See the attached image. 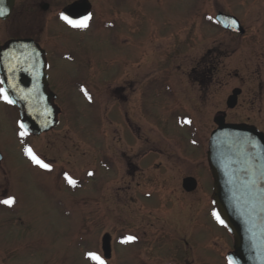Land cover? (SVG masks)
<instances>
[{"label": "rangeland", "instance_id": "1", "mask_svg": "<svg viewBox=\"0 0 264 264\" xmlns=\"http://www.w3.org/2000/svg\"><path fill=\"white\" fill-rule=\"evenodd\" d=\"M35 1L42 41L64 32L48 71L58 124L22 137L15 107L0 102V200L15 199L0 204V264H95L89 251L104 264H227L232 236L212 215L205 154L221 113L264 132V0H86L79 34L53 18L72 0ZM220 11L245 33L225 34ZM4 26L0 43L18 32ZM209 47L223 52L211 69Z\"/></svg>", "mask_w": 264, "mask_h": 264}, {"label": "water", "instance_id": "2", "mask_svg": "<svg viewBox=\"0 0 264 264\" xmlns=\"http://www.w3.org/2000/svg\"><path fill=\"white\" fill-rule=\"evenodd\" d=\"M13 0H0L7 10ZM87 13L86 0L72 3ZM86 14V15H87ZM215 20L222 29L242 34L237 18L218 12ZM233 21L235 23H233ZM44 50L31 39H10L0 45V84L18 109V127L23 123L27 135H39L56 127L58 120L52 104L55 94L49 90L45 73ZM239 89H234L226 104L234 106ZM6 102V101H5ZM8 103V102H7ZM206 151L212 177L211 199L224 226L232 236V250L226 256L236 264H264V134L245 123L225 122L223 115L213 119ZM21 129V128H20ZM22 130V129H21ZM185 191H192L196 181L185 177ZM103 257H110V237H101Z\"/></svg>", "mask_w": 264, "mask_h": 264}, {"label": "flooded vegetation", "instance_id": "3", "mask_svg": "<svg viewBox=\"0 0 264 264\" xmlns=\"http://www.w3.org/2000/svg\"><path fill=\"white\" fill-rule=\"evenodd\" d=\"M21 1H23L22 4H20ZM21 1L19 0L20 5L18 8H16V6L18 4V0H13V4L11 6V9H10L8 15L5 18H0V24H3V26H4L6 24V22L11 18V16L15 14L13 17V20L10 21V24L6 27L4 26V28H5V30L18 31L16 34H13L9 37H6L0 43V45H2L3 43H5L7 40H10V39H31V40H33L35 43H37L40 46L41 49L44 50L45 61H46L45 72H46L47 81H48V71H49L50 67H52L51 60L59 59V55L62 54L61 52H58L57 49L55 48L58 45L57 44L58 42H56V38L63 37L64 32L61 29L60 30L56 29V31H55L56 36L53 35V37H49L47 35V36H45L44 42H43L41 39V36L38 35L37 26H38L40 19H39V21L36 19L37 18L36 17V11H37L36 9L38 8L36 5V1L35 0L34 1L21 0ZM79 1H81V0H72L67 5L58 7L54 12L55 16L53 17L55 20L59 21L66 29H71L76 34L83 32L85 28H73V27H71L66 22H64L63 20L60 19V13L64 12L66 15H69L73 19H79L80 17L85 16L87 13L82 12V9L80 6H75V7L69 9V6L72 3L79 2ZM40 9L46 11L48 9V3L47 2L41 3ZM88 14H91V7H90ZM12 22H13V24H12ZM19 31H21V32H19ZM223 32L227 35H229V34L238 35V33H233V32H230L228 30H223ZM244 33H245V30L239 36H242ZM45 43L48 44V46H45ZM52 43H55L54 47H52ZM215 53H216V51L212 47L207 48V64L209 65L210 69L213 68L215 57L222 56V54H223V52L220 50H217V53L216 54ZM118 86L120 88H118ZM0 87H1V84H0ZM123 87L124 86H122V85L115 86V88L113 89L114 94H118L117 92L122 93ZM130 87H131V85H128L127 88H130ZM48 88H49V86H48ZM237 97H238V95H237ZM237 97H236V101H237ZM226 101H227V98L225 99V105H226ZM0 102L6 103L4 101V99H2V98H0ZM13 107H15V106H13ZM15 109L17 111V116H18V109L16 107H15ZM219 115H223L225 118L224 114L221 113ZM19 131H21V130L19 129ZM259 131H261V130H259ZM261 132L264 134L263 131H261ZM0 161H1V157H0ZM155 167H157V166H155ZM112 168L114 169L115 166L113 165ZM186 177H191V176H186ZM4 192L5 191H3L2 194ZM211 203H212V201H211ZM191 222H192V220H190L189 224H191Z\"/></svg>", "mask_w": 264, "mask_h": 264}, {"label": "snow or ice", "instance_id": "4", "mask_svg": "<svg viewBox=\"0 0 264 264\" xmlns=\"http://www.w3.org/2000/svg\"><path fill=\"white\" fill-rule=\"evenodd\" d=\"M7 10L5 8H0V16L6 15ZM60 19L66 22L68 25H70L73 28H87L88 27V21L91 19V14L85 15L80 17L79 19H73L69 15H66L64 12L60 13ZM211 19V18H209ZM233 23H235L233 21ZM82 91H85L83 88L81 89ZM85 95L87 96V92L85 91ZM0 98L4 99L8 103H14L12 101L6 90L2 87H0ZM90 99V97H89ZM190 121H185V123H188ZM20 128L22 131L19 133L20 136H24L27 134L25 129V126L23 123L20 124ZM25 153L29 156V158L32 160L33 163L39 165L41 168L48 169L50 170L51 166L47 163H45L43 160H41L29 147H25ZM92 173H89L91 175ZM66 179L68 180V183L75 186L76 181L73 180L71 177H68L67 174H65ZM15 203V199L12 196H8L6 199L0 200V204L7 205V206H12ZM212 215L215 217V219L221 224L224 225V220L221 218V216L213 211ZM136 239L135 236H126L122 239V243H128L131 241H134ZM85 255L92 261L95 262V264H104V260L98 255L95 251H89L86 252ZM228 264H236V261L233 259V257H228Z\"/></svg>", "mask_w": 264, "mask_h": 264}, {"label": "bare ground", "instance_id": "5", "mask_svg": "<svg viewBox=\"0 0 264 264\" xmlns=\"http://www.w3.org/2000/svg\"><path fill=\"white\" fill-rule=\"evenodd\" d=\"M53 102H54V101H53ZM53 102H52V103H53ZM53 106H54V105H53ZM54 108H55V110H56V114H57V109H56V107H55V106H54Z\"/></svg>", "mask_w": 264, "mask_h": 264}]
</instances>
